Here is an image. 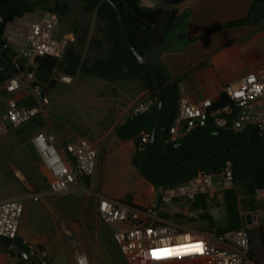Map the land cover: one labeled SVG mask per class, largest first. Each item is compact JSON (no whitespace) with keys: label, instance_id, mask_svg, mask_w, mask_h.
Here are the masks:
<instances>
[{"label":"built area","instance_id":"obj_1","mask_svg":"<svg viewBox=\"0 0 264 264\" xmlns=\"http://www.w3.org/2000/svg\"><path fill=\"white\" fill-rule=\"evenodd\" d=\"M59 25L58 16L43 11L39 15L26 14L7 26L6 46L16 52L14 61H24L32 70L20 72L4 83L8 99L0 121V138L12 128L36 118L49 105L47 90L37 80L36 59L43 56L61 59L64 56L66 44L56 35ZM53 76L62 84L72 85L74 82L73 77L57 69ZM19 93L21 97H17ZM223 94L227 95L231 106L213 112L210 111L215 103L212 99L196 103L189 96L180 98L176 124L170 129L168 142L178 141L191 131L205 127L210 117L217 127L229 126L234 133L256 129L264 138V72L250 73L230 82L224 87ZM28 98L33 100V106L23 103ZM150 106L147 102L140 103L130 116L142 114ZM149 141L150 134L143 132L142 145ZM31 143L46 169L50 194L62 195L82 188L96 171L98 152L86 139L79 138L58 149L54 137L38 132L31 138ZM13 173L26 189L30 187L20 169H14ZM214 176L223 179V190L233 187L232 164L227 163L218 175L201 172L187 183L158 189L157 204L146 208L99 194L98 217L105 224L116 227L114 239L121 253L133 264H171L205 258L212 259L213 264H257L255 259L249 258V253L254 230L259 225V217L264 216V209L250 213L251 224L246 218L248 214H242V227L224 232L192 230L184 220L178 219L179 215L185 217L188 214L199 194L210 195L215 191ZM255 193L264 201V186L258 187ZM23 211L21 200L0 198V238L11 242L18 239ZM74 244L76 264H92L83 247L77 241ZM197 245L202 247H194ZM157 249L173 251L154 252ZM28 253L38 264H52L42 248L30 246Z\"/></svg>","mask_w":264,"mask_h":264},{"label":"trees","instance_id":"obj_2","mask_svg":"<svg viewBox=\"0 0 264 264\" xmlns=\"http://www.w3.org/2000/svg\"><path fill=\"white\" fill-rule=\"evenodd\" d=\"M77 1L82 9L95 14L102 22L100 34L103 41H95L93 46L102 49L105 43L108 48L105 55L84 59L73 46L65 49L61 59L52 56H43L36 59L38 64L37 80L44 88L53 86L56 82L52 79L55 69L71 77L83 75L94 80H103L109 83L118 81H137L144 85L145 90L151 93L154 99L149 110L138 115L129 116L124 123L116 129L115 136L120 143L133 141L136 151L131 163L141 176L157 190L162 187L177 186L187 183L201 172L213 169L215 175L220 174L227 163L232 164L234 184L224 191V206L228 219V226L215 229L213 218L209 213V194H199L190 207V211L196 214L190 222L201 221L203 227L199 231L224 232L242 227L243 216L241 214V202L235 184L246 181L245 195L247 201L244 205L251 212H257L260 205L264 208L262 200L256 197V189L264 186V163L260 165L256 176L255 169L264 161V143L261 133L257 130L246 129L241 133H234L230 127H217L214 119L210 117L205 127L195 129L178 141L168 142L170 129L178 114V102L180 99L179 85L181 78L171 80L160 60H150L147 53L160 46L166 39L168 32L174 27L178 19L176 8L158 5L150 9L141 5V0H1L0 1V68L5 65L3 58L10 62L9 68L0 72V85L20 72L30 71L24 61H14L16 52L6 46V28L9 24L21 19L26 14L36 11H49L56 16H64L69 12L68 2ZM117 9L121 13L118 14ZM257 5H253L247 18L229 23V26L256 24ZM60 18V17H59ZM120 18L123 22L122 30ZM129 40V41H128ZM133 48L148 61L156 75L161 97L154 88V82L149 68L141 64L133 52ZM199 67H203L201 64ZM160 98L163 100L161 118L156 128L155 139L152 143L151 135L154 129ZM27 105H34L31 98L23 101ZM231 106L226 94H222L219 101L213 104L211 112ZM5 112V111H4ZM166 123V129L162 126ZM43 125L33 119L23 125L21 132L34 133ZM150 134L149 143L142 145L141 134ZM250 132V135H249ZM250 139V142H249ZM226 149L225 151H222ZM158 152V153H156ZM171 153L174 157L168 154ZM213 154L204 164L195 168H186L180 162L194 164ZM178 219L185 217L179 215ZM261 242L264 249V225L259 228ZM21 249H28L16 239L12 241ZM7 251L14 257V253ZM18 258V257H17ZM250 259H255L257 264H262L261 259L251 250ZM21 264L26 262L20 259ZM35 264H38L35 262Z\"/></svg>","mask_w":264,"mask_h":264},{"label":"crops","instance_id":"obj_3","mask_svg":"<svg viewBox=\"0 0 264 264\" xmlns=\"http://www.w3.org/2000/svg\"><path fill=\"white\" fill-rule=\"evenodd\" d=\"M254 4L257 5L255 17L258 23L228 25L247 18ZM175 8L178 19L174 27L165 41L146 56L150 60H160L171 80L181 78L180 98L189 96L196 103L206 99L217 102L230 82L250 73L264 72V0H188ZM201 64L203 67H199ZM95 81L104 82L92 79ZM21 96L20 93L17 95ZM127 96L125 104L122 107L116 105L100 125L102 133L115 134L135 106L143 102L152 105L154 102L151 93L144 89ZM7 99L3 83L0 85V108L4 105L6 108ZM82 101L87 102L88 96L82 95ZM120 110L129 113L125 120L117 116ZM118 145V149L123 151L121 156H127L130 162V167L116 177L123 182L122 188L103 184L96 170L85 181L84 187L62 195L50 194L47 172L41 160L39 164L26 160V172L33 183L28 189L17 180L8 182V175L4 172L5 188L0 190V198L23 202L18 239L27 249L30 246L44 249L52 264H76L74 241H77L92 264H103L102 259L108 251L104 247L102 221L97 212L98 195L125 201L138 208L157 204L158 190L131 163L136 151L135 143L128 141ZM113 227L115 231L116 227ZM0 264L21 263L20 258L0 246Z\"/></svg>","mask_w":264,"mask_h":264},{"label":"rangeland","instance_id":"obj_4","mask_svg":"<svg viewBox=\"0 0 264 264\" xmlns=\"http://www.w3.org/2000/svg\"><path fill=\"white\" fill-rule=\"evenodd\" d=\"M69 12L60 17V25L56 31V35L68 46H73L84 59H94L105 55L108 46L103 43L102 49L99 50L93 46L95 41H103L100 34V28L103 27L102 22L95 14L85 12L81 4L77 1L68 2ZM41 12L36 11L34 14L39 15ZM68 35L70 38H67ZM56 82L52 87H46L50 103L45 106L35 118L43 127L34 133L27 134L26 131L21 132L22 127L12 128L8 134L0 138V190L5 188L4 172L7 173V181L17 180L20 185L25 186L14 176V169H20L30 186L33 185L31 177L27 174L26 160L29 159L36 163H40L39 155L34 149L31 138L38 132L44 133L48 137H54L57 141V148L61 144L72 142L73 139L83 138L90 143L95 144L98 149L97 167L99 178L103 180V184L113 186V188H122L123 182L116 177L130 167L127 156H121L123 151L118 149L120 143L115 134L102 133V124L107 120V116L114 111L116 105L125 104L127 94H138L144 85L137 81L115 82L95 81L86 78L83 75L73 77L72 85H66L58 82L56 76H52ZM103 81V80H102ZM82 95L88 96V101H82ZM126 95V96H125ZM0 108V121L4 115L5 105ZM107 112V113H106ZM106 113V115H104ZM128 112L120 110V120H125ZM246 181L235 184L238 191L239 200L241 202L242 214L256 213L251 212L244 205L247 201L245 195ZM213 185L215 191L210 196L209 213L213 218L215 229H222L228 226L227 214L224 206V181L219 176L213 177ZM26 189V188H25ZM80 193V192H78ZM73 199V197H69ZM70 201V200H69ZM264 205V201H262ZM186 207L185 204L182 205ZM260 205L257 212H261L264 208ZM196 214L190 210L185 216L184 222L188 228L192 230H201L203 223L190 222L189 219L195 218ZM264 225V216L259 217V225L254 230L252 238V251L261 259L264 264V249L261 242L259 228ZM114 227L109 224L101 223V233L103 235L104 247L108 251L102 259L103 264H133L131 260L124 256L113 237ZM171 264H213L210 258L182 261Z\"/></svg>","mask_w":264,"mask_h":264},{"label":"water","instance_id":"obj_5","mask_svg":"<svg viewBox=\"0 0 264 264\" xmlns=\"http://www.w3.org/2000/svg\"><path fill=\"white\" fill-rule=\"evenodd\" d=\"M107 1H110V0H107ZM186 1H188V0H158V1L157 0H141V5L143 7L150 8V9L156 8L158 5H165V6H169V7L175 8V7H179L181 4L185 3ZM117 11H118L119 16L121 17L120 11L118 9H117ZM120 23H121V27H122L123 32H125L124 31V27H123V22H122L121 18H120ZM133 52H134L135 56L137 57L138 61L141 64L146 65L149 68L151 76H152V79H153V82H154L155 91L161 97L160 88H159V85H158V82H157V79H156V75H155V72H154L151 64L148 61H146L142 56H140V54L134 48H133ZM0 54H1V52H0ZM3 59L5 61V65L0 68V72L1 71H5L10 66V62L6 58H3ZM162 109H163V100L160 98L158 111H157V115H156V120H155V124H154V129H153V132H152V135H151L152 143L154 142V139H155V132H156V128L158 127V124H159V121H160V118H161ZM175 124L176 123H174V125ZM166 126H167V124L164 123L163 126H162V129L165 130ZM251 130H256V129H251ZM249 135H250V132H249ZM261 136H262V134H261ZM262 138H263V136H262ZM249 142H250V139H249ZM263 143H264V138H263ZM225 150L226 149H223L222 151H225ZM156 153H158V152H156ZM159 153L168 154V155H171L172 157H174L171 153H168V152H159ZM215 156H216V154H213V155H211V156H209V157H207V158H205V159H203V160H201L199 162H196L194 164H186V163H183V162H180V163H181L182 166H184L186 168H195L197 166H200V165L204 164L205 162H207L208 160H210L211 158H213ZM263 163H264V161L261 164H258L256 166L255 177L253 179V184L254 185H255L256 176H257L258 171H259V167ZM206 172L209 173V174H213L214 173L213 169H209ZM246 218H247L248 223L251 224V222H252L251 221V214H248L246 216ZM0 246L7 248L9 251L14 253L18 258L22 259L26 263L35 264L34 259L29 255L28 251L25 250V249H21L15 243H13V242H11L9 240L0 238Z\"/></svg>","mask_w":264,"mask_h":264},{"label":"snow or ice","instance_id":"obj_6","mask_svg":"<svg viewBox=\"0 0 264 264\" xmlns=\"http://www.w3.org/2000/svg\"><path fill=\"white\" fill-rule=\"evenodd\" d=\"M194 247H202L200 245H197V246H194ZM157 251H173V250H168V249H157V250H154V252H157Z\"/></svg>","mask_w":264,"mask_h":264}]
</instances>
